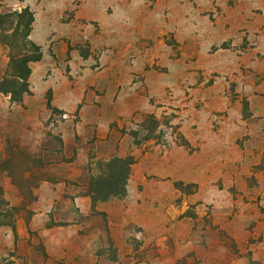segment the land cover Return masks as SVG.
<instances>
[{
  "label": "rangeland",
  "instance_id": "obj_1",
  "mask_svg": "<svg viewBox=\"0 0 264 264\" xmlns=\"http://www.w3.org/2000/svg\"><path fill=\"white\" fill-rule=\"evenodd\" d=\"M24 7L41 59L0 94V264H264V0H0ZM116 158L125 193L98 200Z\"/></svg>",
  "mask_w": 264,
  "mask_h": 264
},
{
  "label": "trees",
  "instance_id": "obj_2",
  "mask_svg": "<svg viewBox=\"0 0 264 264\" xmlns=\"http://www.w3.org/2000/svg\"><path fill=\"white\" fill-rule=\"evenodd\" d=\"M33 21V13L28 7H24L20 11L0 13V44L7 48L9 58L8 73L0 81V94H9L13 103L21 102L23 96L30 92L29 63L41 59L40 47L29 38ZM20 44L21 46H19ZM159 125V121L153 114H147L140 122L139 127L146 132L153 133ZM149 138L147 136V139ZM132 163V160L118 158L109 161V177L101 181L105 186L100 189L96 186L98 189L90 190V193H95L98 200L124 195V184ZM117 184H121L119 190L116 189ZM101 191H105L106 194L102 196ZM10 226L14 229L13 224Z\"/></svg>",
  "mask_w": 264,
  "mask_h": 264
}]
</instances>
